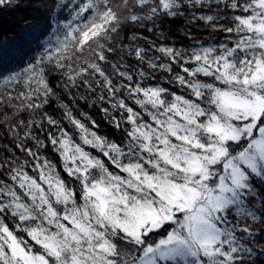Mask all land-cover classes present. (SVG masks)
I'll return each instance as SVG.
<instances>
[{
	"label": "snow or ice",
	"instance_id": "6c2138e0",
	"mask_svg": "<svg viewBox=\"0 0 264 264\" xmlns=\"http://www.w3.org/2000/svg\"><path fill=\"white\" fill-rule=\"evenodd\" d=\"M12 3L0 0V8ZM189 3L214 5L217 12L223 5L235 14L231 26L219 25L229 34L226 43L191 54L156 48L169 64L149 60V66L171 74V64H178L186 75L173 79L185 96L138 82L132 87L122 62L111 67L128 83L105 72L115 51L109 45L123 23L182 15L184 0H52L49 15L56 19L45 34L55 39L35 63L0 80V125L31 158L13 153L0 159L7 175L6 181L0 174V264H258L264 256V0ZM145 8L148 15L136 11ZM64 10L67 17L60 16ZM222 18L199 17L213 28ZM145 55L135 49L141 62ZM45 65L64 72L65 88L82 81L106 91L112 109L123 110L121 120L112 117L114 126H130L126 143L110 141L72 116ZM19 84L24 91L13 95ZM125 92L141 111L119 98ZM54 104L80 131V143L48 114ZM21 112L29 113L27 123L18 119ZM45 123L59 131L47 140L77 187L42 159L39 149L46 145L33 130Z\"/></svg>",
	"mask_w": 264,
	"mask_h": 264
},
{
	"label": "trees",
	"instance_id": "16d2710c",
	"mask_svg": "<svg viewBox=\"0 0 264 264\" xmlns=\"http://www.w3.org/2000/svg\"><path fill=\"white\" fill-rule=\"evenodd\" d=\"M151 2L156 3L157 0H151ZM184 5L181 9L183 14L176 17L169 18L162 15L154 21L146 20L143 25L130 22L123 23L118 34H114L112 43L109 45L115 48V51L109 56V61L105 65V72L112 75L116 83H128L116 76L111 67L112 64L122 62L127 67L122 68L121 71L127 72L133 77L132 87H135L138 82L144 88L159 86L168 89L169 93L187 96V90L179 86L173 79L174 75L180 73L178 64H171L173 71L170 74L159 68H151L149 60L169 64V59L156 51V48L161 46L172 47L191 54L193 50L202 47H211L228 42L229 34L221 30L219 25L231 26L230 18L235 13L231 9H224L223 5H220L219 12H217L214 5L209 7L207 3L205 7H194L190 5L189 0H184ZM51 11L52 0H13L10 6L0 8V54L5 52L9 58L7 62H0V80L20 71L30 63H35V60L43 54L47 41L55 39V37L45 34L50 32V29L47 28L48 24L56 19L55 16L49 15ZM136 11L141 15L149 14L146 8L143 12H140L139 9H136ZM218 14L222 15L223 18L218 21L216 28H213L211 23H205L204 20L199 19L201 16ZM60 16L67 17L68 10L61 12ZM118 45L119 47H117ZM136 48H142L146 51L143 62L136 58ZM73 67H76L75 63ZM45 68L51 86L56 88L57 85H60L57 89L58 95L62 97L63 103L67 105V110L71 112L72 116L98 135L106 137L117 144L123 145L126 143L125 129L130 126L123 122L120 129L114 126L112 117L115 116L117 120H121L123 110L112 109L111 104L107 101L106 91L96 88L95 83H93V89H88L82 81L76 87L69 86L65 88L66 77L64 72L55 69L51 65H45ZM141 71L146 74L143 78L140 77ZM180 74L186 75L184 73ZM88 79L92 80L91 77H88ZM96 79H99V77ZM2 87L3 85H0V89ZM24 87L23 84L16 86L13 95L24 91ZM102 95L105 97L104 101L99 99ZM118 95L120 99L125 100L129 107H132L135 111H141L135 101L127 96L126 92ZM102 108L109 109V114L106 115L101 110ZM64 110L59 104H54L47 109L48 114L59 121V127L69 133L75 142L80 143L81 133L64 116ZM8 111L11 112L10 109ZM123 115L126 117L127 113L124 112ZM18 119H23L27 123L30 115L28 112H21ZM93 121L98 127H93ZM33 131L34 135L43 140L46 145V147L39 149L42 159L47 158L56 167L60 175L69 182L71 187H77L64 172L59 154L53 151V146L47 140L49 132L53 135H60L59 131L47 125V123L44 124L43 128L34 129ZM22 132L23 129H21V134ZM16 142L18 141L13 140L7 129L0 125V159L15 153L21 156L22 159H28L31 162V158L26 157L19 149L15 148ZM27 144L33 147L34 151L36 150L34 141L28 140ZM85 149L92 152L93 155H99L94 149L87 146H85ZM109 167L111 168V165ZM26 170L30 175H35L32 168L29 167ZM0 174L7 181V175L4 174L3 169H0ZM8 182L10 183V181ZM7 222L9 224L13 223L11 219ZM260 261H264V256L257 257L258 264Z\"/></svg>",
	"mask_w": 264,
	"mask_h": 264
},
{
	"label": "rangeland",
	"instance_id": "374dc122",
	"mask_svg": "<svg viewBox=\"0 0 264 264\" xmlns=\"http://www.w3.org/2000/svg\"><path fill=\"white\" fill-rule=\"evenodd\" d=\"M9 60L7 53L3 52L2 54H0V62H7Z\"/></svg>",
	"mask_w": 264,
	"mask_h": 264
}]
</instances>
